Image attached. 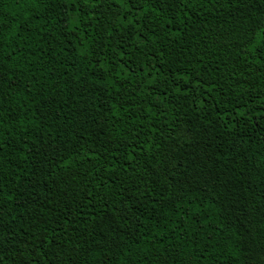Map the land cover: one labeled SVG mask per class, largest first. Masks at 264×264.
Masks as SVG:
<instances>
[{
	"label": "trees",
	"instance_id": "obj_1",
	"mask_svg": "<svg viewBox=\"0 0 264 264\" xmlns=\"http://www.w3.org/2000/svg\"><path fill=\"white\" fill-rule=\"evenodd\" d=\"M0 264H264V0H0Z\"/></svg>",
	"mask_w": 264,
	"mask_h": 264
},
{
	"label": "snow or ice",
	"instance_id": "obj_2",
	"mask_svg": "<svg viewBox=\"0 0 264 264\" xmlns=\"http://www.w3.org/2000/svg\"><path fill=\"white\" fill-rule=\"evenodd\" d=\"M33 2H34V0H33Z\"/></svg>",
	"mask_w": 264,
	"mask_h": 264
}]
</instances>
